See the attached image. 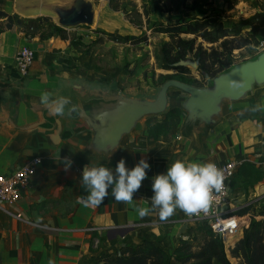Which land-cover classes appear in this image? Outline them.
<instances>
[{
	"label": "crops",
	"instance_id": "obj_1",
	"mask_svg": "<svg viewBox=\"0 0 264 264\" xmlns=\"http://www.w3.org/2000/svg\"><path fill=\"white\" fill-rule=\"evenodd\" d=\"M53 5L55 0H2L0 11L22 19L52 18ZM61 39L42 40L18 27L0 34V175H11L34 159L42 161L21 200L0 204V264H86L91 250L106 243L113 253L152 242L171 255L199 223L178 209L163 222L155 210L140 218L135 209L149 207L150 201L139 198L152 195L151 177L176 160L235 161L264 171V78L255 73L250 79L244 69L261 57L224 72L209 87L172 81L153 99L141 100L114 89L86 91L64 82L53 63L56 52L70 46ZM25 47L34 51L35 61L28 75L21 76L17 60ZM221 77L225 80L218 84ZM43 92L51 99H69L64 115L50 114L40 104ZM171 111L178 112L170 119L169 134L150 137L149 129ZM121 158L128 168L140 159L151 165L133 204L109 196L100 205L85 206L83 168H114ZM66 160L72 161L67 170ZM240 179L237 173L224 211L243 225L251 212L239 213L264 198V181L247 189ZM243 234L242 226L228 240L227 257L232 259Z\"/></svg>",
	"mask_w": 264,
	"mask_h": 264
},
{
	"label": "rangeland",
	"instance_id": "obj_2",
	"mask_svg": "<svg viewBox=\"0 0 264 264\" xmlns=\"http://www.w3.org/2000/svg\"><path fill=\"white\" fill-rule=\"evenodd\" d=\"M182 1L155 0L159 4L158 10L151 6L152 0H55L52 18H45H49L52 25L66 31L63 36L70 45L64 53L56 52L57 57L53 62L58 63L55 66L58 72L61 71L59 73L62 80L72 82L86 91L104 92L114 89L127 97L153 99L159 89L168 84L167 82L160 85L159 76L171 75L173 72H166L158 67L157 58L162 57V46L168 43L170 38L166 34L154 33L152 25L160 29L174 25L186 26L195 21L208 19L210 31H216L220 26H224L230 32L242 20L249 19L257 12H264V0H208L207 5H200L194 12L189 10L193 7L194 0L186 2L187 9L183 7ZM84 13H94L93 23H73ZM10 16L16 17L15 27L21 31L26 30L22 29L23 25L17 26V19L22 18ZM132 20L142 27H135L131 23ZM36 26H39L41 34L49 35L53 31L47 26ZM36 31L35 29L34 32ZM125 35H133L141 41L134 45L118 40L117 37H126ZM183 38L194 39L190 35H183ZM200 44L205 48L210 47L198 38L197 45ZM235 55H239V59L232 68L254 62L255 59L264 56V45L258 49L236 51ZM185 66L200 80L198 65L192 58ZM56 69L52 72L53 75L57 72ZM240 184L243 186V182ZM249 212L253 218L264 219V198ZM199 227V224H196L194 230H188L186 233V241L195 240L192 243L194 252L199 251L202 244ZM101 246L103 248L99 245V248L91 250L93 255L86 259V264H106V261L100 262L101 257L112 253L114 249L108 243ZM234 257L241 261H236ZM227 260L230 264H244L243 260L235 255L232 259L228 256Z\"/></svg>",
	"mask_w": 264,
	"mask_h": 264
},
{
	"label": "trees",
	"instance_id": "obj_3",
	"mask_svg": "<svg viewBox=\"0 0 264 264\" xmlns=\"http://www.w3.org/2000/svg\"><path fill=\"white\" fill-rule=\"evenodd\" d=\"M187 1L189 0L182 1V5L186 9ZM151 3V6L159 10V4L155 0H152ZM207 4L208 0H194V5L189 10L194 12L200 5ZM15 18L0 11V34L10 31L16 26ZM131 23L135 27H142L140 24L137 25L134 20ZM148 23L150 24V21ZM25 24L30 26L24 27ZM21 25H23L22 29H26L22 31L25 35H38L42 40L62 36V39L66 40V37L63 36L66 31L52 25L49 18L17 19V26ZM36 25L50 27L53 31L49 35L41 34L39 26ZM157 27L152 25L154 33L166 34L170 38V41L162 46V57L157 58L158 67L163 71L173 72L171 75H160V85L175 81L195 88L209 87L216 77L230 70L237 63L239 55H235L236 51L258 49L264 45V12H257L249 19L242 20L230 32L224 26H220L216 31H210L208 19L195 21L186 26L174 25L167 28L160 27V29ZM35 29L36 32H34ZM183 35L193 36L194 39H185ZM117 38L126 44L135 45L141 41L135 36ZM198 38L210 47L205 48L203 44L197 45ZM190 58L198 65L200 80L186 66L179 65L181 62H189ZM177 112H169L162 123L151 127L148 131L150 137L157 140L160 136L169 134L171 131L170 119ZM238 176L247 189L264 181V171L246 164L239 168ZM249 211L250 209H247L239 214L245 216ZM251 218L244 228L243 238L235 245L232 255L240 257L244 264H264V219L263 217ZM199 226L200 231L198 232L201 234L202 244L197 252H194L192 244L195 240L193 242L190 240L181 241L179 247L171 254L172 257L152 242H144L136 247H125L119 252L106 254L101 257L100 262L106 261V264H230L225 254L222 238L212 232L208 223L200 222Z\"/></svg>",
	"mask_w": 264,
	"mask_h": 264
},
{
	"label": "clouds",
	"instance_id": "obj_4",
	"mask_svg": "<svg viewBox=\"0 0 264 264\" xmlns=\"http://www.w3.org/2000/svg\"><path fill=\"white\" fill-rule=\"evenodd\" d=\"M39 102L50 114L61 116L65 114L68 98H50V93L43 92ZM71 111H75L72 106ZM67 170L72 161L63 162ZM151 165L145 159H140L131 168L126 167L121 158L114 168L85 166L80 176L81 183L87 187L88 194L81 197L85 206H97L105 198L111 197L115 202L133 204L134 194L141 188L142 182L148 178ZM224 175L213 162H187L176 160L166 166L163 173L151 177V192L148 199L149 207L135 209L138 217L151 215L155 210L161 222L171 217L179 209L186 215L192 216L207 211L213 193H219L224 188Z\"/></svg>",
	"mask_w": 264,
	"mask_h": 264
},
{
	"label": "built area",
	"instance_id": "obj_5",
	"mask_svg": "<svg viewBox=\"0 0 264 264\" xmlns=\"http://www.w3.org/2000/svg\"><path fill=\"white\" fill-rule=\"evenodd\" d=\"M34 61L35 53L31 48L25 47L19 52L17 67L21 76L28 75ZM41 165V159H34L11 175H0V204L12 205L20 201ZM216 166L223 172L224 188L221 192L212 194L208 210L192 216L186 215L179 209L178 211L193 222L208 223L212 232L220 236L226 246L228 240L235 236L242 226L244 231L250 220L242 225V220L240 219L225 217L226 211H224L229 202L232 183L237 176L239 168L242 166L241 163L226 161L224 164ZM229 220H236L237 222L232 229L225 227V223Z\"/></svg>",
	"mask_w": 264,
	"mask_h": 264
},
{
	"label": "bare ground",
	"instance_id": "obj_6",
	"mask_svg": "<svg viewBox=\"0 0 264 264\" xmlns=\"http://www.w3.org/2000/svg\"><path fill=\"white\" fill-rule=\"evenodd\" d=\"M244 69H246V73H248L247 75L250 76V79H251V76L255 73H257L258 76H256V77H259V79L264 78V77H262V75L264 74V56L261 57V60L258 64L247 65L244 67ZM224 80H225V78H223V77L219 78L218 84H220ZM236 223H237L236 220H229L225 223V227L232 229Z\"/></svg>",
	"mask_w": 264,
	"mask_h": 264
},
{
	"label": "water",
	"instance_id": "obj_7",
	"mask_svg": "<svg viewBox=\"0 0 264 264\" xmlns=\"http://www.w3.org/2000/svg\"><path fill=\"white\" fill-rule=\"evenodd\" d=\"M92 21H94V17L92 16V14H89V13H84V14H82L81 16H78V18H77V22H73V23H78V24H80V23H92ZM185 64L186 63H184V62H181L179 65L180 66H185ZM232 69V68H231ZM230 69V70H231ZM222 75V74H221ZM220 75V76H221ZM219 77V76H218ZM217 78V77H216Z\"/></svg>",
	"mask_w": 264,
	"mask_h": 264
}]
</instances>
